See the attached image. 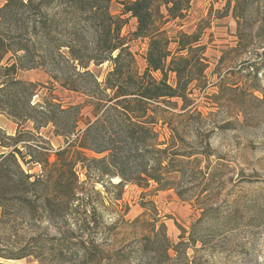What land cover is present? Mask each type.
Masks as SVG:
<instances>
[{"label":"rangeland","instance_id":"374dc122","mask_svg":"<svg viewBox=\"0 0 264 264\" xmlns=\"http://www.w3.org/2000/svg\"><path fill=\"white\" fill-rule=\"evenodd\" d=\"M240 2L235 8V0H192L185 17L184 29L201 31L208 67L193 83L190 105L173 110L180 154L173 166L182 171L162 172L172 185H119L120 177L101 174L95 163H78V198L58 216L49 217L37 196L29 214L19 205L0 207V264H264V0ZM111 11L120 14L117 0ZM124 17L122 34L143 68L148 41L133 38L137 20ZM110 68L90 64L100 80ZM49 72H19L46 86L34 101L52 92L65 105L84 102ZM167 126L157 127L159 141L169 138ZM31 127L0 112V138L9 144L10 135ZM38 130L22 139L54 161L65 138L51 125ZM22 145L27 161L32 150ZM10 149L0 142V154ZM21 163L32 174L43 168Z\"/></svg>","mask_w":264,"mask_h":264},{"label":"trees","instance_id":"16d2710c","mask_svg":"<svg viewBox=\"0 0 264 264\" xmlns=\"http://www.w3.org/2000/svg\"><path fill=\"white\" fill-rule=\"evenodd\" d=\"M112 1L5 0L0 7V112L19 126L32 124V130L10 135L13 143L0 138L3 147H12L0 154V207L19 205L29 214L36 210L37 196L49 217L58 216L78 198L75 167L81 162L120 177L119 185L146 187L153 180L167 187L172 183L162 182V172L182 171L173 166L180 155L173 110L190 105L193 83L205 77L208 67L201 31L184 29L192 0H117L118 15L111 11ZM235 1L237 8L241 2ZM126 14L137 20L133 38L148 41L143 68L122 34ZM105 62L111 68L100 80L90 64ZM37 68L50 70L53 83L85 96L84 102L65 105L52 92L34 101L46 86L20 78L19 72ZM48 125L65 138L54 161L22 139ZM163 125L170 136L159 141L157 127ZM20 142L32 150L27 161ZM88 150L106 154L89 157ZM21 160L43 168L29 173Z\"/></svg>","mask_w":264,"mask_h":264}]
</instances>
